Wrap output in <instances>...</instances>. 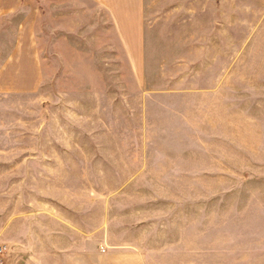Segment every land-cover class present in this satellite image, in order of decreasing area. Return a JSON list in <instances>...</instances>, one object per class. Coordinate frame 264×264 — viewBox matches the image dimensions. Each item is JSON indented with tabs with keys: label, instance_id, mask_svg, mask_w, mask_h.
<instances>
[{
	"label": "rangeland",
	"instance_id": "1",
	"mask_svg": "<svg viewBox=\"0 0 264 264\" xmlns=\"http://www.w3.org/2000/svg\"><path fill=\"white\" fill-rule=\"evenodd\" d=\"M19 2L25 16L12 13L13 27L0 20V64L7 48L19 53L29 46L16 50L13 36L29 38L32 50L39 40L45 91L60 90L74 102L77 109L61 110L62 131L95 152L93 170L77 175L78 209L93 188L100 219L103 196L124 194L119 201L141 212L134 217L141 221L135 243L143 259L158 264H264V221L240 219L229 199L241 181L264 180V125L246 108L251 85L261 80L264 0H141L142 43L134 66L111 31L89 29L103 43L70 36L65 44L48 11L38 29L37 0ZM20 17L27 25L17 28ZM58 22L70 29V21ZM19 56L15 67L26 60ZM25 64L18 72H0L2 147L11 132L36 133L44 116L39 75L36 68L20 73ZM117 148L131 156L120 157L118 170L103 169L102 159L112 163ZM107 150L108 156L100 154ZM132 174L137 186L120 187ZM6 250L0 245V264Z\"/></svg>",
	"mask_w": 264,
	"mask_h": 264
},
{
	"label": "crops",
	"instance_id": "2",
	"mask_svg": "<svg viewBox=\"0 0 264 264\" xmlns=\"http://www.w3.org/2000/svg\"><path fill=\"white\" fill-rule=\"evenodd\" d=\"M140 3L141 0H37L38 29L48 11L53 16L54 33L57 31L56 35H63L65 44L72 43L70 36L103 43V39L93 33L89 35V29L99 27L107 34L111 31L115 42L124 53L127 51L133 63L136 54L140 57L141 52ZM25 6L19 0H0V20L5 22V28L12 26V13L25 16ZM59 20L70 21V29H64ZM26 21L28 19H22L15 27L26 26ZM105 40L109 48V37ZM12 42L17 45L16 50H19L20 44L29 46L21 45L19 53L14 52V48H7L3 52L5 56L0 72L5 75L14 72V69L18 72L20 69L17 67L22 68L23 63H26V71L21 69L20 73L29 74L30 69L36 68L38 93L41 94L39 104L43 108V112L39 113L44 116L43 119L40 117L36 133L25 131L15 137L11 132L10 139L4 138L6 147L0 146V156L6 157L0 160V245L7 247L3 264H158L157 260L143 259V249L135 243V231L141 227V221L134 223V217L141 212H137L138 207L126 203L131 200L130 197L124 198L126 204H123L119 200L124 194L112 192L103 196L101 216L96 219L92 188L88 192L90 201L87 198L85 207L83 205L78 209L75 195L77 175L79 171L93 170L95 152L92 148L78 147L75 135L62 131L61 110L77 108L60 90H51L54 91L52 94L45 91V58L41 56L39 40L36 41V50H32L29 38L24 41L23 37L15 35ZM17 54L26 60L15 67ZM257 73H261V80L251 85V91L248 89L252 94L246 97V108H252L254 123L264 125V53ZM103 122L109 123V120ZM107 151L100 154L108 156L110 153ZM115 151L112 155L117 158L112 163L102 159L103 169L110 171L112 166L118 170L120 157L131 156L121 148ZM127 161L131 166L136 165L135 161ZM136 178L137 175L132 174L127 184L119 186L124 188L132 181L131 185L136 187ZM88 186L85 183V187ZM236 188L240 190L237 189L236 194L231 192L229 197L231 213L240 219L264 221V180L247 179Z\"/></svg>",
	"mask_w": 264,
	"mask_h": 264
}]
</instances>
